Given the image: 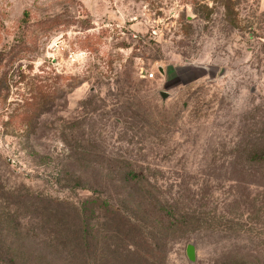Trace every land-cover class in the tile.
<instances>
[{
  "label": "rangeland",
  "instance_id": "obj_1",
  "mask_svg": "<svg viewBox=\"0 0 264 264\" xmlns=\"http://www.w3.org/2000/svg\"><path fill=\"white\" fill-rule=\"evenodd\" d=\"M263 134L264 0H0V264L72 261L45 241L59 203L104 202L76 183L125 166L182 214L264 202L245 185ZM252 218L172 231L166 264H264V207Z\"/></svg>",
  "mask_w": 264,
  "mask_h": 264
},
{
  "label": "trees",
  "instance_id": "obj_2",
  "mask_svg": "<svg viewBox=\"0 0 264 264\" xmlns=\"http://www.w3.org/2000/svg\"><path fill=\"white\" fill-rule=\"evenodd\" d=\"M251 146L246 156L255 164L251 168L253 177L262 180L245 185L263 189L264 186L258 182L264 181V134L255 137ZM235 153L236 158L244 156L243 151ZM111 169L114 172L118 170ZM121 170H124L122 177L125 179L120 181H94L91 187L88 183H81L82 181L76 183L81 189L99 195L104 194V190L109 191L111 195H106L104 202L98 197L95 200L97 202L93 201L92 207H89V199L76 204L59 203L62 207L67 205L60 215V228L57 231V226L54 225L56 230L47 233L45 241L61 245L73 258L72 261L65 260L61 264H166L167 258L162 251L166 248L168 234L172 231L190 230L191 227L210 221L225 231L235 229L250 233L257 224L252 216L260 213L264 207V202L258 201L257 197L252 198L248 207L249 199H243L238 192L231 199L215 201L214 210H207L204 215L201 210L204 209L205 202H197L191 214L187 211L182 214L183 210L178 204L171 203L160 193L157 183L136 180L135 178H143V173L132 170L129 166ZM65 212H71L72 221H67L69 216ZM93 215H97V218L91 224ZM39 220L42 222L44 219L39 217ZM22 262L21 264H35L29 259ZM10 263L20 264L14 260H10Z\"/></svg>",
  "mask_w": 264,
  "mask_h": 264
},
{
  "label": "water",
  "instance_id": "obj_3",
  "mask_svg": "<svg viewBox=\"0 0 264 264\" xmlns=\"http://www.w3.org/2000/svg\"><path fill=\"white\" fill-rule=\"evenodd\" d=\"M160 71H161V73H163L162 70H160ZM161 97L164 100H166V98H167V96L164 93H161ZM188 254H189L190 260L193 261L194 260V257H193V247H192V245H189Z\"/></svg>",
  "mask_w": 264,
  "mask_h": 264
},
{
  "label": "built area",
  "instance_id": "obj_4",
  "mask_svg": "<svg viewBox=\"0 0 264 264\" xmlns=\"http://www.w3.org/2000/svg\"><path fill=\"white\" fill-rule=\"evenodd\" d=\"M143 75H144V77H147V76H149L150 78H153V77H154V74L147 75V74L145 73V74H143Z\"/></svg>",
  "mask_w": 264,
  "mask_h": 264
}]
</instances>
